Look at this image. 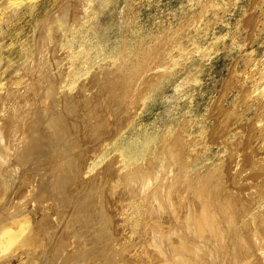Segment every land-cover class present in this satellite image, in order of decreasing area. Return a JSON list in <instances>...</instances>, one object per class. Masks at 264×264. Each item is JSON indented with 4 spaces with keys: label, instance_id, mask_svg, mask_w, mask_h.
Segmentation results:
<instances>
[{
    "label": "rangeland",
    "instance_id": "obj_1",
    "mask_svg": "<svg viewBox=\"0 0 264 264\" xmlns=\"http://www.w3.org/2000/svg\"><path fill=\"white\" fill-rule=\"evenodd\" d=\"M18 1L0 0V114L4 118L10 117V128L16 123L15 117H29L33 114V107L38 108L40 102V108L45 110L46 106L42 104L46 101L41 96L48 85L45 82L47 78L53 80L56 76L58 79H54V83L56 82L55 86L59 90L63 89V85L60 88V81L70 78H66L62 84L66 85L68 90L64 89L67 92L73 93L96 70L115 67L116 70L126 72L134 68L137 71L132 72V76L138 77L133 79L131 91L136 97L134 102H137L135 106L139 112L129 119L126 117L130 115L127 116L122 106L112 105L110 101H98L85 114H80L71 126L67 142H61V146L66 148L67 156L73 159L69 172L79 169L83 161L92 163L102 156V143L109 144L105 147V158L97 162L98 164H103L116 155L118 158L119 151L126 144L139 149L141 157H144L157 151L163 137L168 138L169 135L182 131L183 136L187 137L186 142L190 143L185 146L186 152L184 150L186 159H189L188 163H191L187 172L215 171L213 179H222L219 185L214 182L210 186L194 185V190H187L185 193V189H176L172 184L161 187L166 180L160 175L150 180L147 183L148 191L156 192L159 199L157 191L161 188L166 195L171 194L172 199L166 206L163 202V206L158 209H161L159 218L163 230L161 227H151L149 245H146L145 237L133 242L143 246L142 251L129 257L135 260L134 264L162 263L163 257L154 258L153 253L146 254L145 250L147 246L149 250H156L154 247L159 236L170 233L171 236L167 239L171 248V260L168 263L180 264L185 256L183 253L191 250L189 247L192 245V227H199L202 231L199 233L203 236L205 222L200 221L201 213L193 201L202 200L209 207L218 208L219 203L210 198V195L218 192L219 188L224 195L235 197L252 214L258 215L256 221L264 227V0ZM69 2H72L71 6ZM62 4H67V8H63ZM139 52L144 56L139 58L135 68L130 62ZM34 59H37L36 63L32 62ZM46 64L49 65L46 67ZM66 65L70 67L67 68ZM47 69L48 73H45ZM16 79L20 83L17 84ZM94 91L95 88L90 90ZM94 97L95 95L89 93L87 98ZM216 100L222 104L218 103V106ZM213 101L216 105L212 104ZM225 109L230 112L226 113ZM217 122L219 126H214ZM42 124L41 118L33 128H41ZM215 129L220 130L218 132L221 135ZM215 133L217 136H214ZM26 134L29 132L26 131ZM19 137V127L14 128L10 138H15V143L13 142L14 146L7 153L10 162H14L18 149L15 144ZM237 141L239 144L242 141V145L236 143ZM230 145L233 148H229ZM95 148L97 153H94ZM246 148L252 149L251 152ZM232 149H235L234 153ZM245 149L249 152H246L245 158L251 153L254 158H248L253 161L246 162L249 159L244 158ZM46 154H50V150L39 153L37 165L41 173L45 171L46 162L50 159ZM259 157L262 158L261 161L258 160ZM238 165H241L240 169ZM247 165L251 166L244 170ZM257 165L263 168L260 167L262 169L257 171ZM219 169L221 174L224 172L223 176ZM249 174L262 177L254 179ZM90 189V186H86L82 191V203L90 202L91 197L87 196V190ZM195 191L199 192L196 197L193 196ZM133 192L140 194L141 191L136 189ZM8 205H5L2 212L9 209ZM189 214L198 216L193 224L184 220ZM166 215L171 221L166 220ZM238 228L239 224H234L231 228L220 229V235L217 238L211 237L208 245L214 249L219 245L217 248H220ZM252 243L250 237L237 236L231 246L225 247L222 253L211 257L209 261L216 264H241L234 262L232 253ZM191 257L192 254L187 256V260ZM250 264H264V243L260 245L259 251L252 253Z\"/></svg>",
    "mask_w": 264,
    "mask_h": 264
},
{
    "label": "bare ground",
    "instance_id": "obj_2",
    "mask_svg": "<svg viewBox=\"0 0 264 264\" xmlns=\"http://www.w3.org/2000/svg\"><path fill=\"white\" fill-rule=\"evenodd\" d=\"M23 1L25 0L21 2ZM18 3L16 2V4ZM71 3L69 2L70 6ZM64 5L62 4L63 8H67V4L66 6ZM55 36H57V33ZM54 38L56 39V37H53V39ZM51 45L53 46V44ZM56 47L54 48L57 50ZM150 50L148 52H150ZM164 52H166V50ZM141 53L142 52L136 53L130 62L135 68L137 66L136 64H138V60L140 61L139 58L144 56L143 53ZM151 56H153V54ZM71 59L74 58L71 57ZM35 60L37 59L32 60V62ZM32 62H30V64ZM74 63H71V65H75ZM47 65L49 64H46V67ZM69 65H66L67 68ZM28 69L31 70L30 67H28ZM33 69H35V67ZM44 70L46 69L44 68ZM48 70L49 69H47L45 73H48ZM135 71L137 70L132 68L129 71L122 72L121 70H116L115 67L96 70L86 82L83 84L81 83L80 86L78 85L77 89H75L76 91L74 90L75 92L73 93L67 92L64 89H67V87L62 84L63 79L59 84L60 88L63 85V89L61 88L59 90V87L57 88L55 86L56 82L54 83V79L58 78L56 76L53 77V80L47 78L45 82L48 85L41 96L42 98L44 97V102L46 101V104H42V106H46L45 110L43 107L42 109L40 108L42 102H40L38 108L31 106L34 110L32 112L33 114H30L29 117H23V119L22 116L15 117L16 123L12 128L9 127L10 117L4 118L0 114V264H134L135 260L129 257L135 255L133 253L142 251L143 246L133 242L142 240L145 237L146 245H149V230L151 227H161V219L159 218L161 216V209H158L161 205L163 206V202L166 203L164 205L166 206L172 199V195H166L161 191V188L157 191L160 200L157 198L156 192L148 191L147 183L150 180L160 175L166 180L161 187L166 184H172L176 189H185L183 193L187 190H194L192 189L194 185L201 187L205 185L210 186L213 182L219 185L220 181L222 182V179H213L212 175L215 171L211 172L204 170V172H187L188 168L191 167V163H188L189 159L187 158V160L184 154L187 149H185V146H189L190 143L186 142L187 137L183 136L182 131L175 132L169 135L168 138L163 137L157 147V151L150 152L144 157H141L142 155L139 149L126 144L119 151L118 158H116V155L115 158L108 159L103 164H98L97 162L103 159L107 154L105 147L109 144L108 142L102 143L101 147L104 149L102 156L98 157L97 160L92 163L83 161L79 169L69 172V167L72 165L73 159L67 156L66 148L61 146V142H67L68 134L72 130L71 126L80 114H85V112L89 111L90 107L94 106L98 101H110L112 105L122 106L127 116L130 115L126 118L130 119L131 116L137 114L136 112L138 110L135 106L137 102H134L136 97L131 91L133 79L138 77V75L135 77L134 75L132 76V72ZM67 72L69 73V69ZM23 74H25V72H23ZM68 75H65V77ZM30 81L33 80L31 79ZM13 83L15 84V82ZM18 83L20 82L18 81L17 84ZM65 83L67 84V81ZM28 88L30 87H27V89ZM92 88H95L94 92H90ZM226 90L228 91V89ZM89 93H92L95 97L93 99H88ZM141 97L139 98L141 99ZM140 99H138V101H140ZM22 103H24L23 100ZM218 103L222 104L220 102ZM141 104H143V102H141ZM141 104L140 107L142 106ZM212 104H214V101ZM219 104L218 106H220ZM5 105H7V103H5ZM127 108L128 110H126ZM209 108L211 109L212 107ZM221 108L219 107L218 109ZM5 109H7L6 106ZM6 112L8 113V110ZM227 112L226 110V113ZM4 114L5 113H3V115ZM41 118L43 123L42 127H34L37 130L34 129L33 125L35 126L37 120ZM216 124H218V122ZM216 124L214 123L213 125L219 126V124ZM125 125L126 123L124 126ZM213 125L211 124V126ZM124 126L122 125L121 128ZM17 127H19L20 139L17 140L15 144L18 149L17 153H15L14 162H10L7 153L14 146L13 142L15 139H11L10 136L13 133V129ZM215 128L219 129V127ZM237 128H240V126ZM208 129L210 130V128ZM227 129H229V127ZM26 131H28L29 134H26ZM215 131L218 132L220 130L215 129ZM35 132H38L37 136ZM212 132H214V130ZM219 133L220 132H218V135H221ZM26 136H29V138H26ZM214 136H217L216 133ZM209 139H211V136ZM214 140H212L213 143ZM242 141H244V139ZM242 141L240 142L241 144H239L238 141L236 143L242 145ZM203 142L204 139L202 143ZM95 145L97 146V143ZM201 147L199 148L201 149ZM231 147L233 148V145H230L229 148ZM245 147H247V145ZM248 147H250L249 144ZM46 149L50 150V154H46L50 159L46 162L45 171L41 173L37 165L39 162L38 157L39 153ZM246 149L248 150V148ZM190 150L192 152V148ZM247 150L244 151L245 153L243 152L244 158L246 152L249 154L252 149H249V152ZM232 151L234 153L235 149H232ZM97 152L98 150L95 148L94 153ZM240 152L242 153L241 150ZM189 155L192 156L191 154ZM255 155L257 154H254V156ZM258 155L260 156V154ZM261 159L262 158L258 160L261 161ZM251 160H246V162L248 163ZM50 161L52 162L50 163ZM260 161H258V163ZM243 163L244 161L242 164ZM249 164L252 165L253 163ZM260 164H262V162H260ZM231 165H229V167ZM238 166L240 169L241 165ZM250 166L247 165L246 169H244L245 165L242 167L244 170H247V167ZM256 167L258 168L257 171H259L260 167L263 168V166L258 165ZM227 169L231 170L232 168L227 167ZM223 170L222 168V171ZM229 170H227V172ZM217 171L218 169L216 173ZM242 172L245 171L242 170ZM251 173H253V171ZM260 173H262V171H260ZM223 174L221 175L223 176ZM228 175L230 174L228 173ZM216 176H219V174ZM252 176L253 175H250V178H252ZM255 177L259 178L262 176L256 175ZM255 177L253 176L254 179ZM17 178L18 180H16ZM86 186L91 187L90 190H87V196L90 195L91 197L88 204L82 203L84 196L82 191L86 189ZM136 189H140V194H135L133 192ZM210 190L209 187L208 191ZM228 190L230 189L228 188ZM198 194L199 192L195 191L193 196L196 197ZM40 195L42 198H40ZM210 198L219 203L218 208L209 207L208 204L202 200L198 202L193 201L194 205H198V209L201 213L199 216L200 221L205 222L203 223V236L199 233L202 232L199 227H192L193 230L190 229L192 232V239H190L192 245L189 247V250H191L183 253L185 256L182 258L183 260L180 264H216L209 261V259L222 253L225 247L231 246L237 239V236H239V238L250 237L253 243L232 253L233 260L236 263L241 262V264H245L249 262L250 264L252 253L259 251L260 245L264 243V227L261 225L262 223L256 221L258 215L252 214L247 210L245 205L243 206L235 197L224 195L221 188H219L218 192H213ZM138 201H140V203H138ZM6 204H9V209L2 212ZM165 217L167 221H171L167 215ZM184 218L185 221L193 224L197 221L198 216L196 214H189ZM184 220L182 218L183 222H185ZM234 224H239V228L230 234L233 235V237H230V235L228 236L227 242L224 240V245L217 248L218 245L215 249L208 245L207 242H209L211 237L217 238L220 235V229L231 228ZM161 228L163 230V227ZM170 236L171 233L160 235L158 241L155 243L156 245L154 248L156 250H149L147 246L145 250L147 252L146 254L153 253L154 258L159 256L163 257L161 260L162 263L160 264H169L168 262L171 260L169 256L171 248L167 237L170 238ZM191 254L192 257L187 260V256Z\"/></svg>",
    "mask_w": 264,
    "mask_h": 264
}]
</instances>
